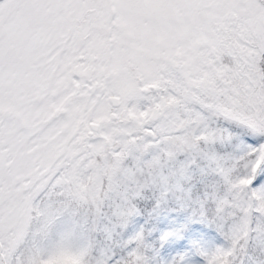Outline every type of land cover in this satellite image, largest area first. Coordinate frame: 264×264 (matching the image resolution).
Masks as SVG:
<instances>
[{
    "label": "snow or ice",
    "instance_id": "obj_1",
    "mask_svg": "<svg viewBox=\"0 0 264 264\" xmlns=\"http://www.w3.org/2000/svg\"><path fill=\"white\" fill-rule=\"evenodd\" d=\"M0 264H264V0H0Z\"/></svg>",
    "mask_w": 264,
    "mask_h": 264
}]
</instances>
